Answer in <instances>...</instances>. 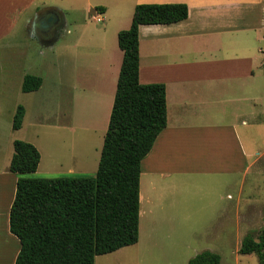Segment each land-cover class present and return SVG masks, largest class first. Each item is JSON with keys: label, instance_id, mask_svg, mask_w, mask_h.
<instances>
[{"label": "crops", "instance_id": "obj_1", "mask_svg": "<svg viewBox=\"0 0 264 264\" xmlns=\"http://www.w3.org/2000/svg\"><path fill=\"white\" fill-rule=\"evenodd\" d=\"M142 3H184L187 15L169 24H140L137 29L138 82L162 83L165 92V126L140 163L138 224L154 207L168 209L184 203L190 194L211 198L219 217L236 230L240 207L248 209L242 214L246 224L264 207L241 203L249 198L244 190L254 189L253 181H246L247 173L264 155L255 145L264 135V0H133L127 14L111 19L101 0H0V50L16 52L14 38L19 37L34 41L40 52L70 51L67 26L75 23L68 21L69 13L86 8L89 22L106 19L103 28L89 23L93 130L98 117L108 120L113 99L122 56L116 33L129 26L134 5ZM34 145L38 164L47 152L54 150L50 156H55V149L42 154ZM11 154L12 149L6 151L0 166V264H13L19 247L8 228L18 176L8 170ZM199 180L218 189L192 187ZM160 218L168 225L164 215Z\"/></svg>", "mask_w": 264, "mask_h": 264}, {"label": "trees", "instance_id": "obj_2", "mask_svg": "<svg viewBox=\"0 0 264 264\" xmlns=\"http://www.w3.org/2000/svg\"><path fill=\"white\" fill-rule=\"evenodd\" d=\"M187 15L184 3H142L133 7L129 26L116 33L122 56L115 90L93 176L24 178L39 162V152L27 141L12 140L8 170L17 174L8 209V228L19 247L13 264H93L96 255L129 246L138 237L140 163L165 126L162 83L138 82L140 24H169ZM41 83L25 74L20 90ZM24 109L17 105L11 129L21 125ZM237 252L254 253L264 264V228L247 233ZM219 255L202 250L186 264H219Z\"/></svg>", "mask_w": 264, "mask_h": 264}, {"label": "rangeland", "instance_id": "obj_3", "mask_svg": "<svg viewBox=\"0 0 264 264\" xmlns=\"http://www.w3.org/2000/svg\"><path fill=\"white\" fill-rule=\"evenodd\" d=\"M132 2L101 0L110 19L127 14ZM67 19L75 23L74 27L67 26L73 44L70 51L40 52L34 41L19 37L14 38L18 41L16 52L0 50V166L14 139L36 144L42 154L45 149H55V156H50L54 150L47 152L34 172L21 175L24 178L93 176L96 169L107 117H98L93 130L89 129V23L103 28L107 21L89 22L86 8L69 13ZM25 74L40 77L37 91L20 90ZM17 105L23 107L24 113L19 129L12 130ZM255 145L264 150V135ZM250 180L254 189L244 190L249 198H242L241 203L251 202L254 209H259L257 206L264 204V155L247 173L246 181ZM193 182L197 190L218 189L204 180ZM185 196L184 203H175L168 209L166 205L154 207L146 219L140 218L136 243L96 255L93 264H184L202 250L216 252L219 264H258L254 253L240 254L237 249L243 235L256 236L264 228V207L261 213L250 215L254 219L247 224L242 214L248 209L240 207L239 227L235 230L228 219L223 222L219 217L218 207L209 202L211 198ZM163 215L168 225L161 220Z\"/></svg>", "mask_w": 264, "mask_h": 264}, {"label": "built area", "instance_id": "obj_4", "mask_svg": "<svg viewBox=\"0 0 264 264\" xmlns=\"http://www.w3.org/2000/svg\"><path fill=\"white\" fill-rule=\"evenodd\" d=\"M96 20H97V21H99V20H101V19H100V18H98V17H96Z\"/></svg>", "mask_w": 264, "mask_h": 264}]
</instances>
